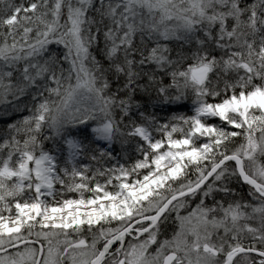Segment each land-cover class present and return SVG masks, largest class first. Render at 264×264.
Here are the masks:
<instances>
[{
  "label": "snow or ice",
  "instance_id": "snow-or-ice-1",
  "mask_svg": "<svg viewBox=\"0 0 264 264\" xmlns=\"http://www.w3.org/2000/svg\"><path fill=\"white\" fill-rule=\"evenodd\" d=\"M0 105V264H264V0H0Z\"/></svg>",
  "mask_w": 264,
  "mask_h": 264
},
{
  "label": "trees",
  "instance_id": "trees-1",
  "mask_svg": "<svg viewBox=\"0 0 264 264\" xmlns=\"http://www.w3.org/2000/svg\"><path fill=\"white\" fill-rule=\"evenodd\" d=\"M2 108H3V106L0 105V110H2ZM27 114L28 113L25 111V112H20V113L13 114V115H11V116H9L7 118L0 117V128L3 127L5 119H7L9 122H12V121H14L16 119L22 118L24 115H27ZM117 149L119 150V146H117ZM69 195L70 196H74L75 194H69ZM113 223H115V222H113Z\"/></svg>",
  "mask_w": 264,
  "mask_h": 264
},
{
  "label": "rangeland",
  "instance_id": "rangeland-1",
  "mask_svg": "<svg viewBox=\"0 0 264 264\" xmlns=\"http://www.w3.org/2000/svg\"><path fill=\"white\" fill-rule=\"evenodd\" d=\"M114 222L117 223L116 221H114ZM115 223H114V224H115Z\"/></svg>",
  "mask_w": 264,
  "mask_h": 264
}]
</instances>
